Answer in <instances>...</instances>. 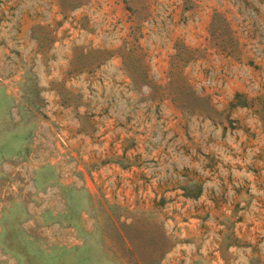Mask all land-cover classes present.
<instances>
[{"label":"rangeland","instance_id":"rangeland-1","mask_svg":"<svg viewBox=\"0 0 264 264\" xmlns=\"http://www.w3.org/2000/svg\"><path fill=\"white\" fill-rule=\"evenodd\" d=\"M0 264H264V0H0Z\"/></svg>","mask_w":264,"mask_h":264}]
</instances>
